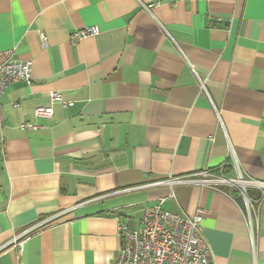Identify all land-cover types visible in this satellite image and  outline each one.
Returning a JSON list of instances; mask_svg holds the SVG:
<instances>
[{
  "label": "crops",
  "instance_id": "0c3cea01",
  "mask_svg": "<svg viewBox=\"0 0 264 264\" xmlns=\"http://www.w3.org/2000/svg\"><path fill=\"white\" fill-rule=\"evenodd\" d=\"M6 50L32 81L0 101V264H114L118 223L159 201L202 212L211 264H264V197L252 241L227 186H150L234 164L264 185V0H0Z\"/></svg>",
  "mask_w": 264,
  "mask_h": 264
},
{
  "label": "built area",
  "instance_id": "2783aa9c",
  "mask_svg": "<svg viewBox=\"0 0 264 264\" xmlns=\"http://www.w3.org/2000/svg\"><path fill=\"white\" fill-rule=\"evenodd\" d=\"M152 6H147L150 9ZM99 34L96 27H87L75 30L70 35V42L74 45L79 41L95 37ZM32 63L16 58L14 50L0 52V101L6 87L14 82L31 84ZM50 105L36 108L34 117L49 119L53 116L52 106L62 103L59 93L51 92ZM33 124H22L20 129L36 130ZM222 168L200 171L192 175L169 177L166 180L151 184L152 187L167 186H195L202 189L219 190L223 186L234 189L243 199L248 212L251 240H254L252 215L256 216L247 195L250 189L264 191V185L253 180H246L238 166L234 164V178H226ZM129 190L120 191L126 193ZM264 193H262V198ZM261 198V199H262ZM260 199V201H261ZM139 226L133 228L126 222L118 223L117 237L119 239V253L114 264H211L210 248L202 235V212L194 216L176 214L162 209V202L146 206L141 210ZM43 224L33 225L23 230L14 238L12 245L18 253L22 251V244L29 234L40 228Z\"/></svg>",
  "mask_w": 264,
  "mask_h": 264
},
{
  "label": "trees",
  "instance_id": "16d2710c",
  "mask_svg": "<svg viewBox=\"0 0 264 264\" xmlns=\"http://www.w3.org/2000/svg\"><path fill=\"white\" fill-rule=\"evenodd\" d=\"M230 193L235 199L239 195L238 192L234 189H232V191ZM248 197H249V200L252 203V205L257 206V203H258L259 199L262 198V195H261L260 191H255L253 189H250V190H248Z\"/></svg>",
  "mask_w": 264,
  "mask_h": 264
}]
</instances>
